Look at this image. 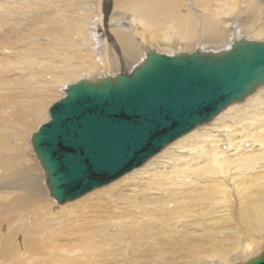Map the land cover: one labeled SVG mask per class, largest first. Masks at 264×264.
Wrapping results in <instances>:
<instances>
[{"label":"bare ground","instance_id":"1","mask_svg":"<svg viewBox=\"0 0 264 264\" xmlns=\"http://www.w3.org/2000/svg\"><path fill=\"white\" fill-rule=\"evenodd\" d=\"M235 41L264 43V0H0V264L259 255L264 85L142 166L74 201L52 200L60 207L30 141L39 126L28 136L70 85L129 73L150 50L216 52Z\"/></svg>","mask_w":264,"mask_h":264},{"label":"water","instance_id":"2","mask_svg":"<svg viewBox=\"0 0 264 264\" xmlns=\"http://www.w3.org/2000/svg\"><path fill=\"white\" fill-rule=\"evenodd\" d=\"M264 85V43L225 51L150 50L129 73L82 80L49 109L31 136L57 204L74 201L142 166ZM236 264H264V250Z\"/></svg>","mask_w":264,"mask_h":264},{"label":"rangeland","instance_id":"3","mask_svg":"<svg viewBox=\"0 0 264 264\" xmlns=\"http://www.w3.org/2000/svg\"><path fill=\"white\" fill-rule=\"evenodd\" d=\"M228 43V42H227ZM226 44V43H225ZM85 78H89V77H85ZM83 79V78H82ZM70 83H73V82H70ZM61 97H62V94L60 93V91H59V93H58V97L57 98H55L53 101L54 102H52L50 105H49V107L53 104V103H55L56 101H58L59 99H61ZM47 120H48V117H47ZM47 120H43L42 122H39V123H36L35 125H34V127L30 130V132H29V135L28 136H30V134L31 133H34V132H36L37 130H38V128L40 127V125H42V124H44ZM39 126V127H38ZM38 127V128H37ZM37 128V130H35ZM27 143L29 144V146H30V143H29V137H28V139H27ZM31 146L29 147V152H28V155H29V158L31 159V160H34L35 161V163H36V165L38 164L37 163V161L34 159V158H32L31 157ZM37 167H39L38 165H37ZM39 170H40V168H38ZM40 172H41V170H40ZM42 188H43V184H42ZM43 190H44V188H43ZM44 192H45V190H44ZM51 199V200H50ZM49 200L50 201H54L55 202V200L53 199V198H50ZM52 201V203L55 205V206H58V205H56L54 202ZM69 204V203H68ZM67 205V204H66ZM65 206V205H64ZM58 207H60V206H58ZM62 207V206H61ZM209 244H210V242L207 244V246H209ZM217 259V258H216ZM244 259V258H243ZM240 260H242V259H236V261H238L239 263H243V262H241ZM235 261V262H236ZM232 264V263H231Z\"/></svg>","mask_w":264,"mask_h":264}]
</instances>
